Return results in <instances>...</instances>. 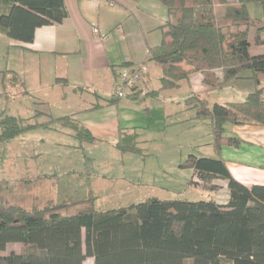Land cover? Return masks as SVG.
Segmentation results:
<instances>
[{
  "label": "trees",
  "instance_id": "16d2710c",
  "mask_svg": "<svg viewBox=\"0 0 264 264\" xmlns=\"http://www.w3.org/2000/svg\"><path fill=\"white\" fill-rule=\"evenodd\" d=\"M157 1L165 7L167 21L160 27V44L148 49L147 61L161 68L159 90L141 95L133 89L122 99L113 95L108 103L156 97L178 88L192 73H200L213 89L250 79L256 88L239 103L209 107L198 95L186 100L195 118L209 120L215 148L237 146V139L223 137L225 124L264 126V54L250 53L251 45H264V0ZM250 3L260 4L261 19L249 15ZM66 18L64 0H0V33L21 44L31 43L37 28ZM0 74L13 85L20 83L14 72ZM41 115L35 112L31 122L2 114L0 142L52 126L70 131L80 145L96 142L70 117L37 123ZM137 140L136 131L120 130L115 148L144 159ZM179 168L193 170L208 191L217 190L212 181H226L228 202L148 198L97 210L91 193L81 202H49L28 209L0 201V253L9 244L25 248L0 255V264H84L89 258L93 264H264V186L239 183L220 158L189 155Z\"/></svg>",
  "mask_w": 264,
  "mask_h": 264
},
{
  "label": "crops",
  "instance_id": "0c3cea01",
  "mask_svg": "<svg viewBox=\"0 0 264 264\" xmlns=\"http://www.w3.org/2000/svg\"><path fill=\"white\" fill-rule=\"evenodd\" d=\"M64 4L67 18L60 24L37 28L31 43L8 40L4 70L16 73L20 81L16 86L20 91L15 90L11 100L31 108L33 113L27 119L31 120L35 112L42 114L37 123L48 121L49 117H70L95 138L91 147L96 144L111 150H116L120 130L136 131L143 154L161 158L169 184L179 189L173 192L170 187L158 185L165 192L181 194L165 200L180 199L190 182L200 183L193 170L179 168L189 155L220 158L239 183L264 186V126L227 123L223 137L237 139L239 144L215 148L209 120L195 118V111L186 104L194 95L204 97L209 107L242 102L256 88L252 80H233L221 89H213L203 83L200 73H192L178 88L161 91L156 97L108 103L124 65L144 68L135 87L141 95L159 90L161 68L147 61V51L162 40L160 27L167 21V11L157 0H64ZM247 8L253 19L262 18L260 4L250 3ZM93 26L109 33V40L99 42L92 33ZM250 53L264 54V45H251ZM260 88H264V83ZM23 91L28 95H22ZM44 130L74 139L70 131L58 126ZM116 157L120 159L118 168L126 190L149 184L143 182L145 159L128 153ZM212 185L217 190L207 192L203 200L225 205L229 199L226 181L214 180ZM193 198L181 197L202 200ZM87 260L93 264L92 258Z\"/></svg>",
  "mask_w": 264,
  "mask_h": 264
},
{
  "label": "rangeland",
  "instance_id": "374dc122",
  "mask_svg": "<svg viewBox=\"0 0 264 264\" xmlns=\"http://www.w3.org/2000/svg\"><path fill=\"white\" fill-rule=\"evenodd\" d=\"M8 40L0 33V71L7 63ZM7 78L2 80L0 74V116L13 113L19 119H27L33 111L24 102L11 100L15 90L20 89ZM119 154L114 149L96 144L92 147L86 143L79 146L78 141L63 133L44 129L20 134L8 142H0V201L28 209L35 205L44 207L49 202H81L91 193L96 198L94 204L97 210H110L148 198L165 200L181 195L173 193L179 189L171 187L169 177L163 173L164 161L147 155L144 158L146 177L143 182L149 184L126 190L121 180L123 174L118 168L120 159L116 156ZM192 184L181 197L205 199L203 196L209 192L205 185L201 182ZM158 185L170 187L173 192H165ZM24 251L21 244H9L0 255ZM84 264L92 263L86 260Z\"/></svg>",
  "mask_w": 264,
  "mask_h": 264
},
{
  "label": "built area",
  "instance_id": "2783aa9c",
  "mask_svg": "<svg viewBox=\"0 0 264 264\" xmlns=\"http://www.w3.org/2000/svg\"><path fill=\"white\" fill-rule=\"evenodd\" d=\"M92 33L97 36L99 42L109 40L110 34L102 32L97 26L92 27ZM144 68L141 65L127 66L119 70L113 95L117 98H124L140 82Z\"/></svg>",
  "mask_w": 264,
  "mask_h": 264
}]
</instances>
